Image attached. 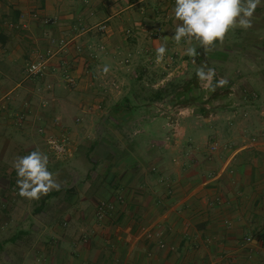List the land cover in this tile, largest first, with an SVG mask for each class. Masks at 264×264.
<instances>
[{
  "label": "crops",
  "instance_id": "0c3cea01",
  "mask_svg": "<svg viewBox=\"0 0 264 264\" xmlns=\"http://www.w3.org/2000/svg\"><path fill=\"white\" fill-rule=\"evenodd\" d=\"M174 6L0 0V172L11 177L18 157L39 150L60 185L34 205L0 175L12 233L0 238V264H264V0L251 27L208 53L213 82L228 80L208 93L199 79L189 89L186 50L197 42L173 39ZM46 52L47 71L29 75ZM51 138L67 139L64 158ZM101 202L110 208L99 218ZM23 235L38 238L15 244Z\"/></svg>",
  "mask_w": 264,
  "mask_h": 264
},
{
  "label": "clouds",
  "instance_id": "9594fccd",
  "mask_svg": "<svg viewBox=\"0 0 264 264\" xmlns=\"http://www.w3.org/2000/svg\"><path fill=\"white\" fill-rule=\"evenodd\" d=\"M260 0H175L173 9L177 23L173 39L177 44L182 40L198 41L204 53L211 52L217 42L223 44L230 29L251 27V18ZM167 49L160 46L156 49V61L161 62ZM187 54L195 57L196 49L188 48ZM109 66L103 68L104 74ZM200 86L208 92L223 88L228 80L221 78L215 83V68L205 63L196 69ZM47 154L33 150L28 155L18 157L14 163L17 172L18 195L28 200H39L52 190H59L60 185L48 169Z\"/></svg>",
  "mask_w": 264,
  "mask_h": 264
},
{
  "label": "built area",
  "instance_id": "2783aa9c",
  "mask_svg": "<svg viewBox=\"0 0 264 264\" xmlns=\"http://www.w3.org/2000/svg\"><path fill=\"white\" fill-rule=\"evenodd\" d=\"M99 28L103 30L105 27L101 26ZM50 42L52 45H60V48H64L67 44V39L65 37H61L59 39H57L55 37H51ZM51 57H52L51 52L38 53L35 56V58L27 66L28 74L31 76L43 75L49 67V64L51 62ZM65 74H66V76L70 82H74L73 77L70 76L68 71H66ZM181 114H182V112L180 109L172 108L170 110V113H169L170 121H171L174 129H177V127L180 124V115ZM66 141H67L66 138H62V139L51 138L50 139V141H49L50 147L57 157H65L67 155L68 147H67ZM212 148H216V146H212ZM109 205L110 204H108L106 202H101L99 204L98 212H97L99 218H102L105 215V213L107 212V209L110 208ZM247 239L251 240L250 237H248Z\"/></svg>",
  "mask_w": 264,
  "mask_h": 264
},
{
  "label": "rangeland",
  "instance_id": "374dc122",
  "mask_svg": "<svg viewBox=\"0 0 264 264\" xmlns=\"http://www.w3.org/2000/svg\"><path fill=\"white\" fill-rule=\"evenodd\" d=\"M100 29V28H99ZM195 43H196V41H195ZM198 45V44H197ZM196 48V47H195ZM155 68V67H154ZM157 68H161V70H165V69H163L162 67H157ZM147 70H153L154 71V69H152V67H149ZM155 72V71H154ZM160 75H163L162 74V72H161V74ZM152 77L151 76H149V79H151ZM148 86H150V85H148ZM147 85L145 86V88H151V87H148ZM166 87V86H165ZM155 88V87H154ZM159 88V87H158ZM149 92V91H148ZM168 95H169V93L168 92H165L162 96H157V98L160 100V101H163L164 103L165 102H167L168 100H170V98L168 97ZM156 98V97H155ZM172 108H180L178 105L177 106H173V105H171L170 106V109L169 110H171ZM53 157L55 158V155L53 154ZM61 158V157H60ZM60 158H57L58 160H60ZM64 158V157H63ZM5 172V171H4ZM0 175L1 176H3V177H5V178H9L10 177V174H8V172L6 171L5 173H3L2 171L0 172ZM10 179L11 180H13L14 182H13V184H15V185H17V183H16V181H17V172L16 173H12V175H11V177H10ZM4 183V182H3ZM9 188L8 187H5L4 185H3V187L1 186V191L2 190H5V192H7V190H8ZM11 189V188H10ZM14 190H15V192L18 194V192H19V188H18V186L16 187V188H14ZM43 198V197H42ZM41 198V199H42ZM41 199H39V200H32V203H34V205H37L38 203H41L42 201H41ZM6 205H5V207L2 205V203L0 202V209L1 210H3V208L4 209H6ZM55 207L57 208V205H55ZM56 208H54V209H56ZM4 214H6V212H3ZM7 218L6 217H4V218H0V238H1V240L2 239H4L5 237H7L8 235L10 236L12 233H7V227H8V225H7ZM43 221H45L46 222V219H43ZM60 221H61V223H60ZM66 222V220H64V219H60L59 220V223H60V225H63V226H65V223ZM11 226H13L12 227V229L13 228H15V226H16V224L15 223H13ZM35 226H36V223H35ZM11 229V230H12ZM38 237L37 236H35V235H33V236H31V235H27V236H20L19 238H18V240H16L14 243L15 244H22V243H24L23 241H26V243H29V242H31L32 240H35V239H37ZM5 240V239H4ZM6 241V240H5ZM7 255V254H6ZM6 255L4 254V253H2V255H1V258L3 257V258H6Z\"/></svg>",
  "mask_w": 264,
  "mask_h": 264
},
{
  "label": "trees",
  "instance_id": "16d2710c",
  "mask_svg": "<svg viewBox=\"0 0 264 264\" xmlns=\"http://www.w3.org/2000/svg\"><path fill=\"white\" fill-rule=\"evenodd\" d=\"M196 42L198 44L195 48L196 49V55H195V57L191 56V61L195 67V72L193 73V75L191 77V83H190L189 89L196 88L198 85V77L196 76V69L205 63L208 65V67H211V63H210L208 53L205 54L204 49L199 45V42L198 41H196ZM164 93H165L164 91L163 92L159 91L157 96H162Z\"/></svg>",
  "mask_w": 264,
  "mask_h": 264
}]
</instances>
